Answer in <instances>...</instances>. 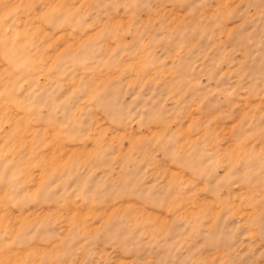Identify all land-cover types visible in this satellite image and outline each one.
Wrapping results in <instances>:
<instances>
[{
	"label": "rangeland",
	"instance_id": "1",
	"mask_svg": "<svg viewBox=\"0 0 264 264\" xmlns=\"http://www.w3.org/2000/svg\"><path fill=\"white\" fill-rule=\"evenodd\" d=\"M0 264H264V0H0Z\"/></svg>",
	"mask_w": 264,
	"mask_h": 264
}]
</instances>
